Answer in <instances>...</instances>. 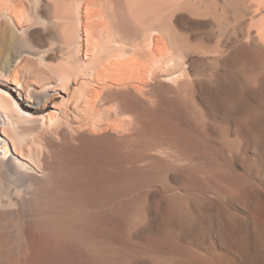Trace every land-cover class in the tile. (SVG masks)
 I'll list each match as a JSON object with an SVG mask.
<instances>
[{"label": "bare ground", "instance_id": "obj_1", "mask_svg": "<svg viewBox=\"0 0 264 264\" xmlns=\"http://www.w3.org/2000/svg\"><path fill=\"white\" fill-rule=\"evenodd\" d=\"M213 1L0 0V148L7 144L10 147L8 156H1L6 150H0V264H127L135 256L146 264H162L166 260L154 256L156 250H161L150 254L154 247L153 251L140 252L144 246L138 244L142 247L135 250L128 244L131 230H141L146 224L143 221L148 216L143 205L150 197L154 198L151 212L160 216L161 229L167 228L171 218L180 233L193 226L211 227L217 215L222 230L219 238L227 243V227L232 226L235 212L231 219L224 215L228 212L224 200L233 202L238 197L236 190L233 194L237 196L232 199V193L228 195L210 177L187 170L189 166L177 170V185L175 176L173 184L160 178H165L167 165L173 160L193 159L200 152L202 157L214 155L222 148L231 161L236 158L244 173L252 176V185L264 189V55L259 50L255 57L248 50L252 44L256 50L264 49L258 40L264 28L257 32L251 27L242 28L240 34L245 39L241 47L231 50L216 41L214 46L202 44L200 38L199 44L188 45L189 34H183L178 20L189 19L190 14H210L212 18L215 13L219 19L216 6L211 7ZM210 18L207 21L212 23L214 19L210 22ZM257 56L261 58L257 60ZM251 58L262 63L255 65ZM226 63L231 69L220 68ZM147 75L157 82L152 90L155 93H149L151 88L145 85ZM171 81L176 84H164ZM192 82L201 88L204 106L210 108V113L215 106L223 113L240 108L230 128H220L222 120H218L221 126L216 122L220 127L213 135H217L220 148L207 142L208 137L211 142L212 135H206V128L201 133L193 125L200 132L195 135L186 130L184 123L177 122V107L183 109L188 123L196 119L194 106L181 97V91ZM52 90L64 92L66 100L51 104L44 113H34L27 104L46 100ZM245 91L251 93L249 99L242 98ZM243 140L248 145L246 151ZM176 152L180 156L173 155ZM224 154L221 159L226 158ZM171 156L175 159H169ZM196 188L204 195L211 193L205 201L217 204L214 211L200 206V201L205 202L202 193H195ZM197 200L198 208L193 203ZM188 202L197 208L193 209L198 217ZM259 207L241 210L239 224L243 227L236 228L233 221L237 230L233 229V237L228 234L229 239L242 246V250L234 246L236 249L228 252L233 264H264V210ZM171 234L165 232L161 238L172 240Z\"/></svg>", "mask_w": 264, "mask_h": 264}, {"label": "rangeland", "instance_id": "obj_2", "mask_svg": "<svg viewBox=\"0 0 264 264\" xmlns=\"http://www.w3.org/2000/svg\"><path fill=\"white\" fill-rule=\"evenodd\" d=\"M205 1V0H204ZM217 1H218V3H217ZM223 1H224V3H223ZM231 1V2H230ZM214 0L213 2H210V4H211V7L212 6H216V12H218L219 14H220V17H219V19H220V21L219 22H221L220 24H217V23H219V22H217L219 19H216V16H215V14H217V13H215V11L213 12L212 10H214V9H211L210 8V10L212 11V13H215V14H213L214 16H215V18H214V16L212 17L213 19H214V21L212 20V23H209L208 21H209V19L208 18H210L209 17V15L208 16H194V15H192V14H190L189 16H188V18L189 19H179L178 21H179V23L180 24H182L181 25V31L182 32H184L183 34H191L190 36L188 35V37L190 38H188V37H186V38H188L187 40L189 41V40H191V41H189V42H191V43H188V45H196V44H199V41H198V38H200L201 39V42L200 43H202V44H205L204 42H208L207 44H205V45H213L214 44V42L216 41V43L217 44H220V45H222L223 47H225V49H229V50H231L230 48H234L235 46H237V48L238 47H241L240 46V44L242 43V41L245 39V37L244 38H242V28H243V30H245V29H247V27L249 28V27H251V29H252V31H253V28L255 29L254 30V32H257L256 30H259V28L260 27H263L264 28V0H259L258 1V3H257V0L255 1H253V0ZM246 1V2H245ZM261 1V2H260ZM232 2H234L233 4H232ZM252 3V5H251V3ZM217 3V4H216ZM228 3H230L231 5H232V7H231V5H229ZM236 3V4H235ZM256 5H255V4ZM210 4H209V6H210ZM214 4V5H213ZM225 4V5H224ZM230 6V8H229V6ZM253 4H254V6H253ZM258 4V5H257ZM208 6V7H209ZM236 6V7H235ZM249 6V7H248ZM256 6V7H255ZM261 6V7H260ZM226 7L228 8V9H226ZM233 7L235 8V10L233 9ZM238 7V8H237ZM248 7V8H247ZM260 7V8H259ZM213 8V7H212ZM231 9H233V10H231ZM246 11H245V10ZM248 9H250L251 11H249ZM218 10V11H217ZM254 10H255V13H254ZM247 11H249V12H247ZM252 11H253V13H254V17H253V13H252ZM247 12V13H246ZM249 13V14H248ZM232 14V15H231ZM250 14H252V16H250ZM211 16H212V14H211ZM218 16V15H217ZM204 17V18H203ZM208 17V18H207ZM253 17V18H252ZM212 18H210V22H211V19ZM218 18V17H217ZM233 18V19H232ZM202 19V20H201ZM205 19V20H204ZM216 19V20H215ZM250 19H253V20H250ZM196 20V21H195ZM208 20V21H207ZM231 20V21H230ZM233 20V21H232ZM241 20V21H240ZM180 21H182V22H180ZM200 21V22H199ZM204 21V22H203ZM207 23H206V22ZM216 21V22H215ZM238 21V22H237ZM244 22V24H243V22ZM191 22V23H190ZM186 23H188V24H186ZM213 23H215V25H213L212 26V24ZM240 23H242V25L243 26H241V25H239ZM257 23V24H256ZM191 24V25H190ZM211 26H210V25ZM217 25L219 26L220 25V27L221 28H219V27H217ZM249 25V26H248ZM239 26V27H238ZM245 26V27H244ZM209 27V28H208ZM184 28V29H183ZM219 28V29H218ZM240 28V29H239ZM209 29V30H208ZM220 30V32H222L223 34H221L218 30ZM261 29V28H260ZM186 32H185V31ZM234 30H236V31H234ZM239 30H241V31H239ZM211 31V32H210ZM238 31H239V33H238ZM219 32V33H218ZM234 32H237V33H235L234 34ZM241 33V34H240ZM261 33V32H260ZM212 34V35H211ZM219 34V35H218ZM221 34V35H220ZM237 34V35H236ZM262 34V33H261ZM233 35H236L235 37L233 36ZM258 35V34H257ZM200 36V37H199ZM220 36V37H219ZM238 36H240V37H238ZM219 39H218V38ZM237 40H235L234 42H233V40H234V38ZM238 37V38H237ZM192 38V39H191ZM196 38H197V40H196ZM199 39V40H200ZM241 39V40H240ZM218 40V41H217ZM223 40V41H222ZM238 40H240V41H238ZM258 40H259V43L260 44H264L263 42H264V35L262 34V35H260V36H258ZM219 41H220V43H219ZM237 42V43H236ZM239 42V43H238ZM222 43V44H221ZM225 43V44H224ZM235 43V45H233ZM216 45V44H215ZM214 46V45H213ZM231 46V47H230ZM250 47H251V49H250ZM252 47H254V48H252ZM255 45L253 46V44L252 45H249V47H248V50H250V51H252V56L254 55L255 57H256V53H258V51L260 50V52L259 53H261L262 55H264V49H258V50H256L255 49ZM236 48V47H235ZM239 50V49H238ZM256 50V51H255ZM253 51H254V53H253ZM256 52V53H255ZM194 55V54H193ZM257 55H259V54H257ZM251 56V57H252ZM255 57H253V58H255ZM258 57H259V59L261 58V56H257V60H258ZM253 58H251V59H253ZM263 59V58H262ZM254 60V59H253ZM256 61V59L254 60V63H255V65H259V63L258 62H260V61H258L257 63L255 62ZM261 63H262V61H261ZM224 65H226V66H224ZM223 67H228V69H229V67H230V65L228 66V63H226V64H223V66H221L220 68H223ZM230 69H231V67H230ZM147 77L148 78H145L144 80H145V82H149V80H151V82L152 83H145V85H146V87H147V85H149L148 86V88L150 89L151 88V90H149V93H155L154 91H152L154 88V86L156 85V81H155V79H153L154 81H152V79L151 78H153V77H151L150 75H147ZM149 79V80H148ZM155 82V83H154ZM173 82V83H172ZM176 81H171V82H169V84L167 83V82H164V84H167V85H170L171 83H172V85H174V84H176L175 83ZM193 83V82H192ZM152 85V86H151ZM192 86H194L193 88H191ZM196 86V87H195ZM198 85L197 84H195V82L193 83V85L191 84H188V85H186L185 87H184V90H182L181 91V97H183V98H185L188 102H189V104H192L193 106H194V110H193V112H194V114L196 115L195 117H196V119L195 120H191V121H189V123H188V120L187 119H184L183 118V116H184V111H183V109L181 108V107H177V108H175L174 109V111H175V114L178 116V120H177V122L181 125V122L182 123H184L185 124V126H186V130H187V128L191 131V132H193L195 135H199V133L201 132H206V135L208 134L209 136L210 135H212V138H211V142H209L210 141V139H209V137L207 138V140H209V141H207L209 144H212V145H214V147H216L217 146V148L219 147H221V146H219V140H218V137H216L217 135L215 134V135H213V132L214 133H217V131L216 130H218L219 129V127L222 125H220L219 123H218V120H219V122H221L222 123V121H223V125L220 127V128H223V129H225V127H226V129H227V127H231V125H232V123L233 122H231L232 120H233V118L236 116H238V109H240L239 108V106L238 107H236L237 108V111H236V108H234L235 109V111L233 110L232 111V109L233 108H231L230 110H229V112H227L228 110H224L223 108V110L225 111V113H226V118L227 119H225V117L224 116H222V115H225V113H223L222 111H221V107H218L217 109H216V106H215V110L213 109V108H211V113H210V108H208V107H206V106H204L205 104L203 103V100H202V93H201V88H200V90H199V87H197ZM69 88H70V86H68ZM194 88H196V89H194ZM65 90V89H64ZM196 90V91H195ZM61 90H52V91H50V93H49V95H48V98L46 99V100H42L40 103H31V104H27L31 109H33V111H34V113H44V112H46L48 109H50V107H51V104H53V103H55V102H62V101H65L66 100V96H65V94H64V92H60ZM193 91H194V93H193ZM195 92H198V93H195ZM191 94H192V96H191ZM198 94V95H197ZM197 95V96H196ZM19 97H21L20 95H18ZM242 96V98L243 99H249L250 98V96H251V93L249 92V91H245L244 93H243V95H241ZM196 98V100H195V98ZM199 97H201L200 99H199ZM194 99V100H193ZM195 102H193V101ZM201 101V102H198V101ZM197 101V102H196ZM196 103H198L200 106H197V105H195ZM203 103V104H202ZM202 106V107H201ZM179 108V109H178ZM220 108V109H219ZM204 109H206V110H204L205 111V113H204V111L203 110ZM212 109H213V111L215 112L216 111V113L218 114V112H219V110L222 112V113H220V114H222V115H219V116H216L217 117V119L215 118V114L216 113H214L213 112V114H212ZM208 110V111H207ZM218 111V112H217ZM202 112H203V114L205 115V117L203 116V114H202ZM207 113V114H206ZM210 113V114H209ZM235 115H234V114ZM236 113H237V115H236ZM202 114V115H201ZM212 114V115H211ZM228 114V115H227ZM230 114V115H229ZM207 115V116H206ZM233 115V116H232ZM209 116V117H208ZM217 120H215L213 117ZM229 116V117H228ZM230 116L232 117V118H230ZM206 117H208V120H207V118ZM211 117V118H210ZM221 117V118H220ZM235 117V118H236ZM205 118V119H204ZM210 118V119H209ZM223 118H224V120H223ZM230 118V119H229ZM205 120V122H206V120H207V124L206 125H204L203 124V122H204V120ZM213 119V120H212ZM210 120H212V121H210ZM215 120V121H214ZM222 120V121H221ZM235 120V119H234ZM201 121H203V122H201ZM204 122V123H205ZM209 122H210V124H209ZM220 125H215V124H217V123ZM224 122H226L227 124H228V122H229V126L225 123L224 124ZM194 123V124H193ZM196 123V124H195ZM231 123V124H230ZM209 124V125H208ZM215 125V127H217V128H212V126H214ZM193 125H195L194 127H196V129L195 128H193L192 126ZM199 125V126H198ZM226 125V126H225ZM205 126V127H204ZM193 128V129H192ZM198 128H199V130H200V132L198 133V132H196L197 130H198ZM204 128H206V130L208 131H206V130H203L202 131V129H204ZM207 128H211V129H213V131H211V130H209V129H207ZM228 128V129H229ZM196 131H195V130ZM198 130V131H199ZM106 131H113V130H111V129H107ZM211 132V133H210ZM240 133H241V131H240ZM242 135H243V133H241ZM240 134V135H241ZM230 135V134H229ZM214 137V138H213ZM231 137V135L229 136V138ZM242 137V136H241ZM216 140H218V141H216ZM212 141H214V143L212 142ZM217 142V143H216ZM243 143H242V146L243 147H245V144H246V141H242ZM248 145L246 144V147L245 148H243V151L245 150H247V147ZM0 150L3 152L4 150H6V152H5V154H3V153H1V156H8V155H10V147H9V145L7 144V145H4V146H2L1 148H0ZM222 150V148L221 149H218L215 153H214V155H209V156H206V155H203V157H202V154H201V152L200 153H195L194 155H196V156H194L195 158H193V159H186V160H183V159H177V160H173L172 162H174L173 164H171V165H167V174L165 175V178H162V177H160L161 179H164V181L165 182H167L168 184H171L172 182H175L176 181V179L178 180L179 179V177H176V175L178 176V173H177V170L178 171H180V170H184L187 166H189V168L187 167V170H190L191 171V169H193L197 174H199L200 176H207V177H210L211 179H212V181L215 183V184H217V185H219V186H221V187H223L227 192H228V195H230V193H232L231 194V198L232 199H234L233 197H236L237 196V194H238V197H236L235 199H237L238 198V203H236L234 200H233V202L232 201H230L231 202V204H229L230 202H229V200H224V202L225 201H227L228 203H224V205H225V207H226V209H228V210H226V211H228V212H226L224 215L226 216L227 214L230 216H228L230 219H231V216H233V214H234V212H235V217H232V219L234 218V220H236V221H234V220H231V223L230 224H232V226H234L235 224H234V222L235 223H237L236 225H237V227L236 228H238V225L240 226V228L241 227H243L241 224V222H240V216H242V212H241V210L243 209V208H248V207H251V209L254 207V206H256V207H258V206H261V207H259V208H261V209H263L264 210V189L262 190V189H259V188H257V187H255V185L253 184L252 185V183H251V181L250 180H253L251 177H249L250 175L248 174V173H244L245 171L244 170H242V167H241V164H237V162H239L236 158H233L232 159V161L230 160V158H228L227 157V154H226V151L224 152L223 150H222V152H220V154L223 156V154H224V157H226V158H228L229 160H230V162H228L229 160H227L226 158L225 159H221L222 157H221V155L219 154V151H221ZM198 151V150H197ZM169 152V151H168ZM199 152V151H198ZM216 153L217 154H219V155H216ZM168 154H170V153H168ZM172 154V153H171ZM173 155H175L176 157H178V156H180V153L179 152H176V153H174ZM175 156H171V157H169V159H175ZM205 156V157H204ZM216 156H219V158L221 159H218V157H216ZM207 157V158H206ZM212 157L214 158L213 160H215V161H213L212 160ZM208 158H209V161H212L211 162V164H214V167H213V165L211 166L210 165V162L208 161ZM202 159H203V161H202ZM211 159V160H210ZM223 160V161H222ZM186 161V162H185ZM200 161V162H199ZM209 162V163H206V162ZM237 161V162H236ZM216 162H218V163H216ZM222 162V164H224V166L226 165V167H228V165H230L229 163H232L228 168H226V167H224L222 164H220V163ZM224 162V163H223ZM226 162V163H225ZM236 162V163H235ZM188 163V164H187ZM190 163V164H189ZM202 165H201V164ZM228 163V164H227ZM187 164V165H186ZM196 164H198V165H196ZM205 164H207L206 166H205ZM172 165H173V167H172ZM178 165H179V167H178ZM218 165H219V167H218ZM233 165V166H232ZM199 166H203V168H201V167H199ZM207 166H208V168H207ZM223 166V167H222ZM171 167V168H170ZM204 167H205V169H204ZM182 168V169H181ZM191 168V169H190ZM231 168V169H230ZM237 168V169H236ZM170 169V170H169ZM200 169V170H199ZM213 169V170H212ZM216 171H215V170ZM175 172V173H173V171ZM226 170V171H225ZM236 170H240V171H236ZM160 171V170H159ZM172 171V172H171ZM200 171H202V172H200ZM211 171H215L214 173L213 172H211ZM217 171H220V172H217ZM231 171V172H230ZM204 172V173H203ZM208 172V173H207ZM209 172H211V173H209ZM240 172V173H239ZM244 174H243V173ZM171 173V177L170 176H168V174H170ZM242 173V174H241ZM174 174V175H173ZM176 177V179H174L175 177ZM226 176V177H225ZM242 176V177H241ZM248 176V177H247ZM168 177V178H167ZM167 178V179H166ZM167 181H166V180ZM168 179H169V181H168ZM174 179V180H173ZM213 179H215V180H213ZM217 179V180H216ZM172 180V181H171ZM229 180V181H228ZM243 181V182H242ZM245 182V183H244ZM179 183V180H178V182H175L174 183V185L176 184H178ZM242 183H243V185H242ZM173 184V183H172ZM195 184V183H194ZM248 184V185H247ZM235 185L237 186V187H235ZM239 185V186H238ZM246 185V186H245ZM192 187H194V186H196V185H191ZM241 186V187H240ZM243 186V187H242ZM245 186V187H244ZM253 186V187H252ZM197 187V186H196ZM231 187V188H230ZM250 187H252V188H250ZM235 188V189H234ZM243 189V190H242ZM245 189V190H244ZM250 189V190H249ZM194 190V189H193ZM196 190L197 191H195V193H197V194H199V193H202V192H200V190L198 189V188H196ZM234 190H236L237 192V194L235 193V194H233L235 191ZM231 191V192H230ZM241 191V192H240ZM243 191V192H242ZM251 192V193H250ZM251 195H250V194ZM209 194V195H208ZM239 194H242V195H239ZM202 195H204V193H202ZM200 196L201 198H204V202L205 203H201V201H200V197H199V201H200V203L199 204H201L200 206H202V205H204V210H206V208L205 207H207V210H208V208H209V210H210V208L214 211L215 209L214 208H216V207H214L213 208V206H216L217 204L216 203H214V204H211L210 205V203L211 202H213L212 200L210 201V203L209 204H207V201H205V200H207L208 199V201H209V199L211 198L210 196H211V193H209V192H206V195H204V196ZM208 195V196H207ZM234 195V196H233ZM243 195H244V197H245V195L246 196H248V197H243ZM206 196V197H205ZM208 197V198H207ZM242 198H244V199H242ZM151 199V200H150ZM239 199H240V202H239ZM246 199H248V200H246ZM148 200H150V201H148ZM154 200V198L153 197H150V198H148L147 199V201H146V203L143 205L144 207V211H145V213H147V218H146V220H148V221H146V220H144L143 221V224H145L146 225V229H145V225H143V227L141 228V230H139V228H136L137 230H131V233L133 234H131L132 235V238L130 239V241L128 242V244L130 243V245L135 249V250H137V249H141V248H139V246L140 247H142V246H144V248L142 247V249L140 250V252H142V251H144L145 252V250L146 251H149L150 252V250L151 251H153V247H154V251L153 252H150V254H152V253H154L155 252V250L156 249H158V250H161V251H157L156 250V252H155V257L157 256V258L158 259H160L161 261H164V260H166L165 262H167L166 264H190L189 263V261H191L192 259V261H191V264H226V262H225V260L227 261V263L228 264H233L232 263V261H233V258H232V255L231 254H229V253H231L230 251L231 250H234V249H236V247L238 246V248L236 249L237 251H239V250H242V246H241V244L239 243L238 244V241L237 240H232V239H229L230 238V236H232L233 237V235H234V233H235V231L237 230L236 228H235V226L234 227H232V226H228L227 227V229H230L229 230V232H227V236L225 237V239H227V240H225V241H227V243L225 244L224 243V241L221 239V238H219L220 236L219 235H221L222 234V230L220 231V228H219V226H220V224L218 225V223H219V217L217 216V215H215V217L213 218V220H212V223H213V225H214V227H213V225H211V227H209V226H206V225H203L202 226V228L200 229V228H194V226L190 229V230H187V231H182L183 233H180V232H178L179 231V227L176 225V227H177V229H176V227H175V221H174V219H172L171 218V220H173V222L170 220V222H168V223H166V224H168L167 225V228L166 229H170L171 228V230H167L166 231V229L165 228H163V229H161L160 228V223L162 222V220H161V218H160V216L159 215H157L156 216V214L155 213H153V212H151V207H152V204L153 203H151L152 201ZM202 200V199H201ZM244 200V201H243ZM253 200V201H252ZM256 200V201H255ZM202 201V202H203ZM247 201V202H246ZM198 202V200L197 201H193V203H194V205H195V203H197ZM234 203H235V205H234ZM240 203V204H239ZM246 205H248V206H246ZM146 204H148L147 206L148 207H145L146 206ZM198 204V205H199ZM242 204V205H241ZM187 205L189 206L190 205V203L188 202L187 203ZM192 205V206H191ZM191 207L189 208L190 210H193V212L194 211H196L195 209H197L198 207H197V204L194 206L193 204H192V202H191ZM207 205H209V206H207ZM241 207H240V206ZM195 207V209H193ZM146 208V209H145ZM149 208V209H148ZM238 209V210H237ZM250 208L248 209V210H251ZM147 210L149 211V212H147ZM206 210V211H207ZM230 210H232V211H230ZM236 211H238V213L236 212ZM225 212V211H224ZM232 212V213H231ZM213 213V212H212ZM229 213H231V214H229ZM236 213H237V216H236ZM193 214V213H192ZM194 214L196 215L195 217H198V213L196 214L195 212H194ZM193 214V215H194ZM238 214H240V215H238ZM217 216V217H216ZM224 216V217H225ZM239 219H238V218ZM149 218V219H148ZM226 218V217H225ZM199 219H200V217H199ZM218 219V220H217ZM146 221V222H145ZM234 221V222H233ZM242 221V220H241ZM233 222V223H232ZM239 223H241V224H239ZM194 224V223H193ZM202 224H204V223H202ZM216 224V225H215ZM218 225V226H217ZM169 227V228H168ZM143 228H144V230L145 231H142L143 230ZM173 228H175V229H173ZM164 229H165V231H164ZM199 229V230H198ZM235 231H234V230ZM157 230H159V231H157ZM132 231H134V232H132ZM136 231V232H135ZM150 231V232H149ZM151 231H152V233L153 234H155V235H153L152 233H151ZM154 231V232H153ZM193 233H192V232ZM195 231H197V232H195ZM228 231V230H227ZM147 232H149L148 234H146ZM160 232L162 233V232H164V233H162V234H164L165 235V232H169V233H173V234H171V236H173L174 235V237H178V235H179V237L177 238V240H178V242H177V240L174 238V237H172V240H174V241H176V243L173 241L172 242V240L171 239H168V236H167V238L165 239V236L163 237V238H161V235H160ZM199 232V233H198ZM220 232V233H219ZM135 233H137V236L135 235ZM151 233V234H150ZM177 233V234H176ZM186 233V234H185ZM233 233V234H232ZM159 234L160 235V237L159 236H157V235ZM191 234V235H190ZM228 234H231L230 236H228ZM150 235V236H149ZM136 238H134V237ZM153 236V237H152ZM155 236V237H154ZM143 237H144V239H143ZM147 237H148V239H147ZM151 237L153 238V239H151ZM158 237H159V239H158ZM145 238H146V241H147V243L145 242ZM169 238H171L170 236H169ZM174 238V239H173ZM150 239V240H149ZM149 240V241H148ZM155 240V241H154ZM169 240H171V241H169ZM125 241H127V238L125 239ZM168 241V242H167ZM229 241H231V243H230V246H229V244H228V242ZM136 242H138V243H136ZM141 242V243H140ZM164 242V243H163ZM171 242V243H170ZM237 242V243H236ZM127 243V242H126ZM136 243V244H135ZM172 243H173V247H172ZM138 244H141V245H138ZM169 244L171 245V246H169ZM182 244H183V246H182ZM138 245V247H136ZM146 245V246H145ZM147 245H149V246H147ZM152 247H151V246ZM158 246V248H155V247H157ZM160 246H162V248L160 247ZM167 246V247H166ZM177 246V248H174V247H176ZM186 246H188L189 247V249H188V247H186ZM234 246H236V247H234ZM148 247L149 248H151V249H148ZM163 247H165V248H163ZM171 247V248H170ZM178 247H180V249L178 248ZM226 247V248H225ZM229 247H231V248H229ZM241 249H240V248ZM160 248V249H159ZM167 248V251L165 250ZM184 250H183V249ZM163 249V250H162ZM169 249H171V250H169ZM172 249H173V251L174 250H179V251H175V252H173L172 251ZM182 249V250H181ZM225 249L227 250V251H225ZM239 249V250H238ZM166 252H165V251ZM163 251V252H162ZM158 252H161V253H163V254H161V253H158ZM171 252H173L172 253V255H171ZM190 252H191V254H193L192 256H194V258H191L192 256H190L191 254H190ZM222 252V253H221ZM229 252V253H228ZM168 254L167 256L165 255V254ZM185 253V254H184ZM197 253H199V254H197ZM226 254V255H224V254ZM228 253V254H227ZM140 254H142V253H140ZM159 254L160 255H165V257L164 258H167V259H164L162 256H160L159 257ZM176 254H178V255H176ZM183 254V255H182ZM186 254H188L189 256H184V255H186ZM201 254H202V256H201ZM218 254H220V255H218ZM171 255V256H170ZM180 255H182V257H180ZM223 255V256H222ZM231 255V256H230ZM173 257V260H171L172 258H170V257ZM175 256V257H174ZM197 256H199V257H197ZM227 256V257H226ZM184 257H185V259H184ZM190 257V258H189ZM224 257V258H223ZM137 257L135 256V258L133 259V258H131V259H133V260H131V259H129L128 260V262H127V264H130L129 262H131V264H146L145 263V261H142L141 262V260L139 261L138 259H136ZM168 258H170V259H168ZM196 258H199V259H196ZM206 258H208V260L206 259ZM226 258V259H225ZM227 258H229V259H227ZM136 259V260H135ZM183 261V262H181V260ZM189 261H188V260ZM222 259V260H221ZM135 260V261H134ZM169 260H171V262L169 261ZM187 260V261H186ZM196 260V261H195ZM207 260V261H206ZM134 261V262H133ZM186 261V262H185ZM141 262V263H140ZM165 262H163V263H165ZM170 262V263H169ZM162 263V264H163Z\"/></svg>", "mask_w": 264, "mask_h": 264}]
</instances>
